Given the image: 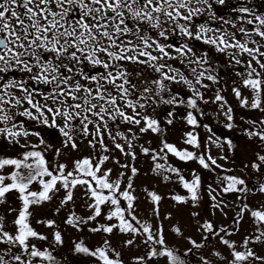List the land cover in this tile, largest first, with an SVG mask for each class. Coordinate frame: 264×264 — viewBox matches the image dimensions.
Masks as SVG:
<instances>
[{"label":"snow or ice","instance_id":"obj_1","mask_svg":"<svg viewBox=\"0 0 264 264\" xmlns=\"http://www.w3.org/2000/svg\"><path fill=\"white\" fill-rule=\"evenodd\" d=\"M250 3L239 0L240 6L232 9L235 15L225 17L216 5L223 6L226 0H0V142L23 150L14 155L0 152V206H4L0 264H72L63 254H55L65 245L56 220L35 219L37 210L49 203H55L54 216L71 205L63 224L76 232L87 229L107 236L118 232L130 237L122 241L124 248L144 245V255L132 257L131 264H188L186 257L194 251L199 252L195 264H264V255L255 250L264 248V202L256 208L244 203L250 192L264 194V12ZM197 43L242 69L236 71L239 84L234 82L232 93L240 108L258 113L255 118L240 117L247 125L242 135L256 146L253 158L242 162L241 175L218 162L227 156L206 154L209 144L221 149L226 145L229 152L239 146L218 136L209 124H201L208 115L201 104L217 106L212 118L219 123L223 116L225 129L238 125L223 89L205 99L206 92L220 83L219 68L207 50L196 48ZM161 108L168 109L163 119ZM177 119L191 127L182 142L196 151L167 141L168 129ZM37 127L48 130L49 138L58 136L64 149L78 151L84 144L92 151L74 160L69 170L66 163L47 158L48 150L59 157L61 149L34 130ZM200 127L210 134L203 144L195 131ZM145 135L150 137L148 146L138 143ZM33 137L38 143H32ZM151 137L159 140V150L151 147ZM114 152L125 158L124 163L119 159L114 163L127 173L120 171L113 180V169L103 166L113 160ZM169 154L180 162L194 161L208 172L225 173L216 175L218 189L209 185L211 207L223 213L227 204L217 195H237L241 207L236 223L247 213L254 225L242 242L227 239L233 234L228 229L201 221V175L193 170L187 178L182 169L168 163ZM139 155L151 158L150 171L162 182L184 190L183 195L170 196L177 211L178 206L193 209L189 215L203 236L201 242L186 235L179 223L171 228L191 246L183 253L168 246L159 223L163 196L145 189L157 223L141 221L135 214L139 198L133 194V180L140 174L135 166ZM248 171L256 175L255 181L243 178ZM81 188L87 216L75 210ZM9 194H15L18 208L8 204ZM100 217L109 223L100 224ZM163 219L171 220V213ZM34 220L35 225L53 230L51 238L37 230ZM210 237L219 238L226 255L208 249L205 242ZM86 239L81 236L72 242L68 255L73 260L125 264L122 251L110 239L94 247Z\"/></svg>","mask_w":264,"mask_h":264},{"label":"rangeland","instance_id":"obj_2","mask_svg":"<svg viewBox=\"0 0 264 264\" xmlns=\"http://www.w3.org/2000/svg\"><path fill=\"white\" fill-rule=\"evenodd\" d=\"M227 1L229 2L228 8H230V10L227 8L223 9L222 5H216V10L219 15H223L225 17H228L229 15H235V13L232 11V9L235 6L233 5V3L230 2L231 0H227ZM250 4H253L250 6L255 7L258 11L264 12V0H251ZM196 48L199 49L197 45H196ZM215 60L216 59L213 58V64ZM221 61L222 63H220L219 78H220V82L222 83L218 85H213L211 90L206 92L205 99H211L217 88L223 89L221 94L227 99L229 104L232 106L234 110L235 122L238 125V127L229 131L222 127V125L225 123L223 116L218 117L219 123H217L215 119L211 118L213 117L212 114H215L217 111V106L211 103L201 104V108L203 109V111L208 114L205 117L201 118V122L204 121V123L209 124L212 127L213 131L221 138L233 139L232 141L239 146V149L234 150L233 152H229L226 145L221 149V148H217L214 144H209L206 149V154L210 153L214 157H218L220 155L227 156L228 159L226 161L221 160L218 162L221 163L224 166V168L236 169V172L233 174L241 175L239 170L242 166V162H247L248 160H251L253 158L251 154L256 150V146L252 144L250 141H248V139L244 135H242L241 130L243 127H246L247 125L243 123L240 117L243 116L246 118H255L258 115V113L255 111H248L246 109L240 108L239 102L235 99V96L232 93V87L234 86V82L236 83V85L239 84V77L236 76V71L242 70V69H237L235 67L229 66L227 62V58L222 55H221ZM244 95L247 96L249 94L247 91H244ZM167 110L168 109L166 108L158 109L159 118L163 119V117L166 115ZM177 111L179 112L180 115L184 114L183 109H178ZM212 121L215 122L216 126L217 124H220L221 128L215 127ZM180 127L181 128L183 127V128L180 129ZM39 129L40 128L37 127L34 130L39 131ZM223 129L224 131L227 130L226 133L224 132L221 133ZM191 130L192 129L190 126L186 125L182 120L177 119L175 122V126L170 127L168 129L167 141L169 143L176 144L180 148L187 147L189 150L192 151V149H190L188 145L183 144L182 142L183 135L181 134V133H185ZM195 131L197 133H201V137H202L201 143L202 144L207 140L208 136L210 135L203 127H200L196 129ZM149 138H150L149 136L145 135L141 138L140 141H138V143H144L145 146H148L147 140ZM151 138L153 140L151 147L153 149L159 150L160 148L159 140L156 139L155 137H151ZM31 139H32V143H38V140L36 138L33 137ZM50 141L52 144H54L55 148L61 149V155L59 157H56L54 155V152L50 149V153L53 154L52 160L54 159L53 161H55L56 163H66L68 165L69 170L72 168V162L74 160L86 157L92 151L84 144L80 146L78 151L64 149L60 143V138L58 136L50 138ZM18 151H23V150L17 146L15 149L10 148V149L5 150L4 153L8 155H14L15 152H18ZM202 151H204V149H202ZM137 152L139 153V149H137ZM47 154L48 153H46V156L49 159V155ZM149 158L150 157H144L143 155H139L138 160L135 162V166L140 169V174L133 180V184L135 187V192L133 194L139 198L137 201L138 209L135 214L137 215L138 219H140L141 221L151 219L154 224L157 223L155 219H152L151 209L153 205L150 201V198L147 197L145 193V189H148L150 191H155L157 194L163 196L164 199L160 202V205H159V208H160L159 223L162 225L165 239L167 241L168 246L178 249L180 253H183L191 246L189 245L186 239L177 237L171 231V228L174 224L179 223L180 226L185 231L186 235L191 236L192 238L197 240V242H201L203 239V236L200 232L197 231L196 225L194 224V222L192 221V218L189 215L190 211H192L193 209H191L190 206H178L179 211H177V208L174 207V202L170 199V196L173 193V188L177 187V184L175 183L166 184L162 182L154 173H152L150 171L152 167V160ZM115 159H119L121 163L126 162L125 158L121 156L119 152H114L113 160H110L103 166V169H107V168L113 169V173L111 176V179L113 180L116 178L117 174L120 171H124L127 173L126 169H121L119 165L114 163ZM189 165H190L189 169L197 171L201 175V178H202L201 194H202L203 199H202V204H201V208H202L201 217H200L201 221H203L204 219L210 220L213 223L214 227H216L217 229L226 228L228 229L229 232L233 228H236L234 230V233L230 236H226V238L232 241H235L237 242V244H239L240 242H242L243 238L252 231L254 225L251 221L250 216L247 213L245 214V217L243 220H240L239 223H236L234 218L237 212L239 211V208L238 207L236 208L235 202L234 203L232 202V198H234V197H231L232 193L225 194L224 196H226V198L222 197L221 195H217V200H223V202L227 204V207L224 209L223 213L220 212L219 210H214L211 207L214 201L209 196V185H211L213 188L217 187V185L215 186L216 175L217 173L222 174V171L217 169L216 172H208L202 169L196 162H192ZM188 175L189 176L187 178L190 179L191 173H188ZM255 177L256 175L254 173H252L251 171H248V174L245 175L243 178L246 181H253ZM173 179H175V177H173ZM126 180H127V176L124 177L125 182ZM121 187L122 188L124 187L123 183ZM178 188L179 190L181 189L180 186ZM83 191L84 189L81 188L76 192L77 199H76L75 210L77 211L78 214L87 216L89 213L82 199ZM256 193L257 194H254V195L249 194V196L244 200V203H247L252 208H256L259 206L260 203L264 202V194H260L258 192ZM62 194L63 193H61V195ZM213 195H216V193H213ZM8 204L12 207H16V208L19 207V202L16 200L15 194H9ZM69 207H71V205L66 206L65 209L62 210L58 216H54L53 211L55 208V203H49L43 209L37 210L35 219H55L56 220L57 225H59V230L62 231L64 235V239H65V245L62 248V254L68 260L72 261V264H90V261L88 260V258H81L79 260H73L72 257L68 255L69 249L72 247V242L81 236L87 238L86 243L90 247L98 246L102 242L103 239H110L112 245L116 247L118 251H122L123 259L127 261L129 264H131L132 257L144 255L145 253L144 245H140L139 248L137 247L124 248L123 247L122 241L129 239L130 237L128 235L120 234L118 232L112 236H107L106 234H102V233L92 234V233L87 232V229H85L84 233L82 234L80 232L74 231L71 228H67L63 224V220L65 218L66 212ZM106 208L107 206H105V211H106ZM3 210H4V206H0V211H3ZM197 210H200V209H197ZM169 213H171L172 219L171 220L163 219ZM224 213H226V215ZM14 216H15V213H12L7 218L10 221L11 219H13ZM98 221L100 224L107 223V221H105L103 217L98 218ZM33 223L35 225V220L33 221ZM92 223L96 224V222H92ZM35 227L37 228L39 232L45 235H48L49 238H51V233L53 231L52 229H47L43 225H35ZM139 243H140V238L137 237V244ZM205 243L207 244V247L209 250L215 248L217 250H220L225 255L227 254L226 247L219 243L218 237H210L209 240L206 241ZM44 246H47L46 243L44 244ZM255 250L257 251L258 254L264 255V248L257 247ZM188 257H186L188 264H195V261H197L199 258V252L194 251ZM161 264H163V261H161Z\"/></svg>","mask_w":264,"mask_h":264},{"label":"trees","instance_id":"obj_3","mask_svg":"<svg viewBox=\"0 0 264 264\" xmlns=\"http://www.w3.org/2000/svg\"><path fill=\"white\" fill-rule=\"evenodd\" d=\"M233 1H234V2L236 1V2H237V5L240 6V4H239V0H231L230 2L232 3ZM228 5H229V2L226 0V4L223 5V9H224V8H227V9L230 10V8H228ZM237 5H235V7H236ZM250 5H253V4H250ZM196 45H197V44H196ZM214 53H215V52H214ZM211 60L213 61V57L211 58ZM213 66H214V67H217L216 64H213ZM218 67H220V66H218ZM220 83H222V82H220ZM220 83H219V84H220ZM177 91H180V89H177ZM212 115H214V114H212ZM211 118H212V117H211ZM211 118H210V119H211ZM212 123L215 125V122H214V121H212ZM201 124H204V121L201 122ZM210 124H211V123H210ZM215 127H219V128H221V125H220V124H217V126L215 125ZM182 128H183V127H182ZM182 128L180 127V129H182ZM223 128H224V127H223ZM224 129H225V128H224ZM224 129H223L222 132H221V131H220V132H221V133H223V132L226 133L227 130L224 131ZM181 134L184 136V133H181ZM228 134H229V133H228ZM198 135H199V138H200V140H201V138H202V137H201V133H198ZM232 140H233V139H232ZM188 147H190V146H188ZM190 149H192V151H196V149H193V148H191V147H190ZM227 149H228V148H227ZM50 154H51V153H49V159L52 160V155H53V154H51V155H50ZM149 159H151V158H149ZM53 160H54V159H53ZM192 162H194V161H192ZM192 162H188V163L180 162V161H178L176 158L172 157V156L169 154L168 163L172 164L174 167H177V168L182 169V170H183V173H184V175H185L186 177L189 176L188 173H192V171H193L192 169H189V166H190L189 164L192 163ZM220 175H224L223 172H222V174H220ZM254 179L256 180V177H255ZM254 179H253V181H255ZM216 185H217V184L215 183V186H216ZM178 187H179V184H177V187L173 188V193H179V194H181V195L185 194L184 191H183V189L181 188V189L179 190ZM217 187H218V186H217ZM217 187H216V188H217ZM253 187H255V185H253ZM181 190H182V191H181ZM173 193H172V194H173ZM249 194H250V195H251V194L254 195V194H257V193H256L255 191H253V192H250ZM249 194H248V196H249ZM220 195H221L222 197H225V198H226V196H224L225 194L221 193ZM248 196H247V197H248ZM231 197H234V198H232V202H233V203L235 202V206H236V208L238 207V208L240 209V207H241V206H240V204H241V200L238 199V198H237V195H236V194H233V193H232ZM237 211H238V209H237ZM238 212H239V211H238ZM238 212H237V213H238ZM234 220H235V221L239 220V217H238L237 214L235 215ZM107 223H109V222H107ZM218 229H219V228H218ZM235 229H236V228H233L232 230L230 229V230H231L230 232H231V233H234V230H235ZM232 231H233V232H232ZM222 234H223V233H222ZM55 254L58 255V257L61 256V254H62V248L58 249V251H57ZM188 259H189V257H188ZM124 261H125V260H124ZM125 264H129V263H128L127 261H125Z\"/></svg>","mask_w":264,"mask_h":264},{"label":"flooded vegetation","instance_id":"obj_4","mask_svg":"<svg viewBox=\"0 0 264 264\" xmlns=\"http://www.w3.org/2000/svg\"><path fill=\"white\" fill-rule=\"evenodd\" d=\"M232 3H233L234 6L237 5V2H236V1H235V2L233 1ZM236 7H239V5H237ZM197 46L199 47L198 50H200V49L207 50V51L209 52V54H210V57H213V58L216 59V60L214 61V64L217 65V68H220V67H218V66H220V63H222V61H221V55H220V54H217V53L215 54L213 49H211V48H209L208 46L203 45V44H201V43H197ZM212 53H213V54H212ZM216 57H217L218 59H217ZM39 131L41 132V135H42L45 139H48V140H49V143H51L50 138H49V136H48V130H46V129H41V128H40ZM7 149H10V147H8V145L5 144V143L0 142V152H4V151L7 150ZM47 153H48L47 155H49L50 150H48ZM7 155H8V154H7Z\"/></svg>","mask_w":264,"mask_h":264}]
</instances>
